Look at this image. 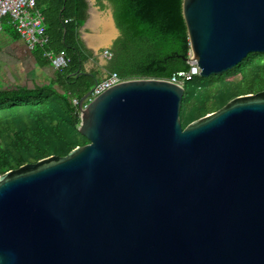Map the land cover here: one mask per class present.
<instances>
[{"label": "water", "instance_id": "obj_1", "mask_svg": "<svg viewBox=\"0 0 264 264\" xmlns=\"http://www.w3.org/2000/svg\"><path fill=\"white\" fill-rule=\"evenodd\" d=\"M182 15L199 76L264 52V0ZM91 91L87 143L0 174V264H264V89L185 127L180 84L129 78L84 106Z\"/></svg>", "mask_w": 264, "mask_h": 264}, {"label": "trees", "instance_id": "obj_2", "mask_svg": "<svg viewBox=\"0 0 264 264\" xmlns=\"http://www.w3.org/2000/svg\"><path fill=\"white\" fill-rule=\"evenodd\" d=\"M108 1L122 36L109 47L112 55L105 65L107 70L116 71L121 78H168L176 70L189 67L186 58L190 46L182 15V0ZM96 3L104 6L102 0H96ZM87 7V0H36L30 7L31 13L43 16L49 37L44 45L35 47L38 59L47 61L43 56L45 50L54 53L64 51L66 64L56 68L55 77L49 83L32 88L0 87V174L52 154L65 155L76 145L88 142L77 129L80 116L77 105L72 102L73 98L79 99L85 94L95 79L98 80L95 73L98 71L85 68L91 51L82 46L79 38ZM3 23L14 27L9 17H5ZM249 56L252 55L249 53L221 74L209 77L195 75L183 82L182 110L198 86L202 88L214 78L220 79L241 69ZM77 71L86 73L71 75ZM253 88L254 77L247 75L243 82L225 87V94L219 98L216 95L210 98L212 90L208 89L201 104L190 107L188 120L224 105L222 101L226 94L234 96L237 91L246 93Z\"/></svg>", "mask_w": 264, "mask_h": 264}, {"label": "built area", "instance_id": "obj_3", "mask_svg": "<svg viewBox=\"0 0 264 264\" xmlns=\"http://www.w3.org/2000/svg\"><path fill=\"white\" fill-rule=\"evenodd\" d=\"M35 2L36 0H0V31L2 30L3 19L9 17L17 34L23 39L29 48L44 45L49 39L46 33V26L43 22V16L39 13H31L29 11L30 7H32ZM111 55L112 52L109 47H104L100 50V53L96 51L91 54L90 57L95 59L96 56H100L108 61ZM43 56L55 68L63 67L66 64V55L64 51L54 53L53 51L45 50ZM188 58L187 62L189 67L187 69H178L168 78L163 79L182 85L183 82L191 80L195 75H198L200 68L192 58L191 51L188 53ZM125 79L129 78H121L116 71L106 69L104 74L97 80V83L92 86V91L84 100L83 105L85 106L88 101L105 89ZM72 102L77 105L78 99L73 98ZM78 113L80 116L79 109Z\"/></svg>", "mask_w": 264, "mask_h": 264}, {"label": "crops", "instance_id": "obj_4", "mask_svg": "<svg viewBox=\"0 0 264 264\" xmlns=\"http://www.w3.org/2000/svg\"><path fill=\"white\" fill-rule=\"evenodd\" d=\"M91 20L90 23L93 24L95 20ZM105 30L106 29H104L102 33L92 32L89 34L87 37L88 42L97 46L101 44L99 42L103 40L106 41L110 34L107 35ZM81 31L83 32L80 28L79 32ZM114 31L115 30L112 31V34ZM101 34H103V37L99 36ZM97 36H99L98 39H95ZM85 48L90 50L87 47ZM93 53L94 51H91V54ZM92 61L94 65L90 63V67L98 71L97 76L99 79V77L104 74V71H106L105 65L107 60L100 56H96ZM87 62H85V65ZM55 72L56 68L53 67L49 61L40 62L35 48H29L17 34L14 27L2 23V30L0 31L1 87L10 88L15 86H26L27 88H32L35 85L46 84L52 81L55 77Z\"/></svg>", "mask_w": 264, "mask_h": 264}, {"label": "rangeland", "instance_id": "obj_5", "mask_svg": "<svg viewBox=\"0 0 264 264\" xmlns=\"http://www.w3.org/2000/svg\"><path fill=\"white\" fill-rule=\"evenodd\" d=\"M87 2L89 3V12L86 13V18L88 20L86 29H82L83 32H79V38L81 40L82 46L85 48H89L90 51H94V49H96V51L98 53H100V50L104 47H110V42H108L109 37H113L116 33L115 31L113 32V34L111 33L108 38L105 40H103L100 45L94 46L92 45L90 42H88L87 37L89 34H91L92 32H97V33H102L104 32V21L109 20V9H111L108 5L105 6H99L95 1L93 2V0H87ZM91 19L95 20V22L92 24L90 23V21H92ZM80 30V28H79ZM103 37V34L99 35ZM95 39H98V37ZM92 41V40H91ZM257 53V52H255ZM255 53H250L252 56H249L248 58H246V62L247 64L245 66H243L241 69H237L233 72L228 73L227 75H225L223 78H214L212 79V81L204 86H202V88H200L199 86L194 90V92L191 95V98L188 99V105L185 106L182 110L181 105H180V121H181V125L183 126L184 122L189 121L188 120V115H189V109L191 106H196V105H200L201 104V100L203 99L202 97L205 96L206 92L208 89L212 90V94L210 95V98H219L220 96H222V94L224 93L225 87L227 86H232L233 83H241L244 81V78L247 75H252L254 77V88L252 90H250V92H246L244 93L243 91H237V94H235L234 96L230 95L228 96L226 94V96L224 97L222 103H226L227 101H229L230 99H232L235 96H239V95H244V94H248V93H255L259 90L264 89V54H255ZM88 55H90V53L88 52ZM85 68H92L90 67V63L92 64L94 59H92V57L89 56ZM94 65V63H93ZM97 74V72H95ZM197 78V77H196ZM204 79H201V81H203ZM1 87V86H0ZM200 88V89H199ZM202 115H195L193 116L192 119H190L189 122H191L192 120H195L199 117H201ZM188 122V123H189ZM187 123V124H188ZM186 124V125H187ZM185 125V126H186ZM183 126V127H185ZM41 159V158H39ZM37 159V160H39ZM37 160H32L30 162H35ZM16 168V167H15Z\"/></svg>", "mask_w": 264, "mask_h": 264}, {"label": "flooded vegetation", "instance_id": "obj_6", "mask_svg": "<svg viewBox=\"0 0 264 264\" xmlns=\"http://www.w3.org/2000/svg\"><path fill=\"white\" fill-rule=\"evenodd\" d=\"M94 1L96 2V0H93V2ZM102 3H103L104 6L108 5L111 8V12H112V15L114 17L113 8H112L110 2L108 0H102ZM88 7H89V5H88ZM114 20H115V18H114ZM115 25L117 27V33L113 37L110 38V41H109L110 42V46H114L117 43L118 39L122 36L121 30L117 26L116 21H115Z\"/></svg>", "mask_w": 264, "mask_h": 264}, {"label": "bare ground", "instance_id": "obj_7", "mask_svg": "<svg viewBox=\"0 0 264 264\" xmlns=\"http://www.w3.org/2000/svg\"><path fill=\"white\" fill-rule=\"evenodd\" d=\"M104 25H105V31H106V34L109 35L112 33V31L114 30V27L112 26L110 20H106L104 21Z\"/></svg>", "mask_w": 264, "mask_h": 264}]
</instances>
